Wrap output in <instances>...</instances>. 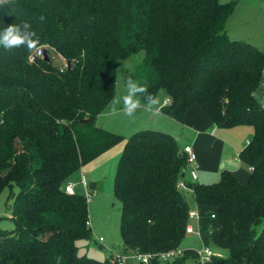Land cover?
Returning a JSON list of instances; mask_svg holds the SVG:
<instances>
[{"label":"trees","instance_id":"16d2710c","mask_svg":"<svg viewBox=\"0 0 264 264\" xmlns=\"http://www.w3.org/2000/svg\"><path fill=\"white\" fill-rule=\"evenodd\" d=\"M235 1L9 0L0 4V29L29 22L50 59L35 50L0 48V193L12 194V231L0 227V264H103L80 253L91 240L89 200L64 186L69 177L123 136L97 117L116 93L117 64L145 51L136 80L161 110L183 122L199 103L222 128L251 125L240 152L253 167L246 183L223 169L213 183L192 182L178 138L141 130L126 139L115 179L121 202L120 254L180 247L193 204L216 213L222 254L211 264H264V51L231 38L227 20ZM41 16L45 19L42 21ZM51 51L65 59L55 63ZM32 56H35L32 59ZM67 64V65H66ZM89 122H82L83 119ZM185 181L192 189L184 190ZM209 213V215H210ZM152 259L140 264H184ZM59 258V260L57 259Z\"/></svg>","mask_w":264,"mask_h":264},{"label":"rangeland","instance_id":"374dc122","mask_svg":"<svg viewBox=\"0 0 264 264\" xmlns=\"http://www.w3.org/2000/svg\"><path fill=\"white\" fill-rule=\"evenodd\" d=\"M221 3H228L232 0H219ZM234 8L227 20L226 31L233 39L247 41L260 50L264 51V0H234ZM58 65H64L65 59L56 52L51 51ZM145 57V51L141 50L133 53L126 59H121L117 64V83L115 95L123 94V81L127 78L129 69L133 72V78L136 79L135 71L137 66ZM128 68V69H126ZM159 105L154 108H143L138 110L134 116H128L123 111H113L110 104L107 109L102 112L96 120L98 126L105 130L118 133L123 139L114 145L108 152L98 156L92 162L85 165L83 169L75 171L70 177L69 182L75 184L78 193L88 195V187L92 183L99 182L98 188L90 190L89 214L92 227L91 240H78L77 244L80 253L94 257L98 260L105 261L112 250H117L116 245L122 243L120 233L121 223V202L115 194V179L118 171L121 156L124 151L126 139L137 131L141 130H157L170 133L182 141V127L176 119L166 113L161 112L162 106L166 103L168 93L161 89L157 95ZM215 130V136L211 137L207 133L204 139L195 143L194 150L204 159L218 161L216 174L209 169H198L200 182H213L218 180L221 171L224 169L221 155L236 153L246 146V139L252 140L254 136V128L251 125H239L231 128H219L216 126L206 129L207 132ZM195 134L194 131H190ZM199 162V161H198ZM239 173L250 176V167L244 161H240L238 167ZM85 172V173H84ZM85 179L86 185L83 183ZM88 186V187H87ZM18 187H6L0 193V227L12 231L15 229V223L12 219V194L18 192ZM190 201L191 208L200 211V220L193 222L195 229L203 232L201 235L186 234L180 247L185 251H195L200 249L203 244H210L218 255L223 251L219 247V224L216 220H210L208 215L210 209L205 207H196L193 204L190 194H186ZM201 223V224H200ZM212 225L213 230L208 232V228ZM103 237L102 243L99 238ZM103 246V250L100 248ZM136 264L135 261H131ZM187 263L191 262L187 259ZM131 264V263H127Z\"/></svg>","mask_w":264,"mask_h":264},{"label":"built area","instance_id":"2783aa9c","mask_svg":"<svg viewBox=\"0 0 264 264\" xmlns=\"http://www.w3.org/2000/svg\"><path fill=\"white\" fill-rule=\"evenodd\" d=\"M44 50L43 47L40 46L35 50V56H43ZM35 56H32V59H34ZM67 65V64H66ZM261 90L258 93L259 100L261 107L264 109V82L261 83ZM168 103V102H167ZM247 144L250 143V140H247ZM183 151L187 155V172H188V178L192 182L198 181V165H197V153L194 150V148L191 145H185L183 148ZM253 167H250V170H252ZM83 183L86 185L85 179H83ZM180 187H182L184 190L191 191L192 189L187 185L185 181L180 182ZM64 190L66 193L73 195L77 191L75 189V184L68 182L64 186ZM88 200L90 199V192H88ZM198 206V205H197ZM198 208V207H197ZM199 209V208H198ZM191 209L189 211V222L186 226V233L187 234H196L201 235L200 231L196 230L193 225V220L200 218V212L199 210ZM210 219L215 220L216 219V213L212 212L209 215ZM104 240L103 237L99 238V242L102 243ZM190 254L191 256L188 258L191 260V262L184 264H211L214 257L219 256L214 248L210 244H203V246L200 249H197L195 251H192L191 253L185 252L181 247H177L174 249L166 250L163 252H137L133 254H120L117 250H112L109 256L106 258L108 264H126L128 261H135L137 264L140 263H149L152 259H159L163 262H173L174 260L181 258L183 256H186ZM107 264V263H103Z\"/></svg>","mask_w":264,"mask_h":264},{"label":"clouds","instance_id":"9594fccd","mask_svg":"<svg viewBox=\"0 0 264 264\" xmlns=\"http://www.w3.org/2000/svg\"><path fill=\"white\" fill-rule=\"evenodd\" d=\"M7 3H9V0H0V4ZM40 19L43 21L45 17L41 16ZM37 45V34L29 22L13 23L0 29V48L10 51L23 47L28 51H33L37 48ZM132 74V70L129 69L127 78L123 81V94L114 95L110 104L113 111H123L130 117L134 116L138 110L154 108L159 105L158 96L150 93L148 87L133 78ZM57 259L59 260V258Z\"/></svg>","mask_w":264,"mask_h":264},{"label":"crops","instance_id":"0c3cea01","mask_svg":"<svg viewBox=\"0 0 264 264\" xmlns=\"http://www.w3.org/2000/svg\"><path fill=\"white\" fill-rule=\"evenodd\" d=\"M166 100L167 101L165 103H167L169 101V95H168V97H167ZM161 112L163 113L162 110H161ZM176 121L182 127L181 133H180L181 135L180 136L182 137L183 140L180 141V139L177 137L182 147L185 146V145H191L194 148L195 147L194 142L195 141H196L195 143L201 142L204 139L203 137H204L205 133H207L211 137H214L216 131L215 130H212V131L207 132L206 129L209 128L210 126L211 127H213V126L218 127L217 125L214 124V122L211 119V117L208 115V113L205 111V109L199 103L193 104L188 109V111L186 112V114L184 116L183 122H179L177 119H176ZM219 128H222V127H218V129ZM190 131H194L195 134H191ZM247 140H250V139H246V142H247ZM246 145H247V143H246ZM242 149L239 150V151H237L236 153H234V152L233 153H230V155L229 154L221 155V159L220 160H224V162H225V166L223 167L224 169H227V170L233 172L242 183H246L249 178L247 176H244V175L240 174L239 173V170H237L235 168V167H238L239 164H240V161H241L240 152L242 151ZM109 150H107L106 152H108ZM106 152H104V153H106ZM227 162H236L237 165L236 166L229 165V164H227ZM218 163H219L218 161H214V160L212 161L211 159H209V160L204 159V158H202L200 156V154H198V159H197L198 169H202V168H204L205 170L206 169H209V170L214 171L215 174H216L217 164ZM81 169H83V167ZM222 171H221V173H222ZM187 175H188V172H187ZM187 177H189V176H187ZM218 180L216 179V181H213V182H217ZM198 182H200L199 173H198ZM213 182H200V183H213ZM98 183L99 182L92 183V184H96L95 187H92V186L91 187H88L87 186L88 187L87 188L88 192H90L91 189L98 188L99 187ZM196 207H199V206L196 205ZM191 209H193V208H191ZM208 217H209V215H208ZM209 219H210V217H209ZM196 220L199 221L200 218L199 219H196ZM210 220H212V219H210ZM193 222H195V220H193ZM200 222H202V221L200 220ZM90 225H91V223H90ZM200 230L203 232L202 227H200ZM212 230H213L212 225H210V227L208 228V232H211ZM195 236H196V234H195ZM206 244H208V243H206ZM120 246H121V244L115 246L116 249H117V251H119ZM191 252L192 251H188L187 253H191ZM127 263L134 264V262H131V261H128ZM30 264H41V260H40L39 257L34 256V257L31 258Z\"/></svg>","mask_w":264,"mask_h":264},{"label":"water","instance_id":"95a60500","mask_svg":"<svg viewBox=\"0 0 264 264\" xmlns=\"http://www.w3.org/2000/svg\"><path fill=\"white\" fill-rule=\"evenodd\" d=\"M44 58H45L46 60H49V59H50L49 54H48L47 51H45V53H44ZM89 121H90L89 118H88V119H83V120H82V122H89ZM227 164H229V165H233V166H236V165H237L236 162H227ZM224 166H225V162L222 163V167H224ZM91 186H92V187H95L96 184H91ZM100 248H101L102 250L104 249L103 246H101Z\"/></svg>","mask_w":264,"mask_h":264}]
</instances>
